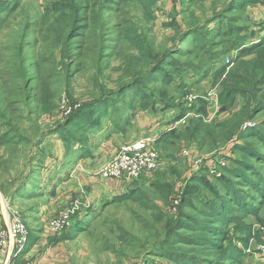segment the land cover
I'll return each instance as SVG.
<instances>
[{
	"label": "rangeland",
	"instance_id": "1",
	"mask_svg": "<svg viewBox=\"0 0 264 264\" xmlns=\"http://www.w3.org/2000/svg\"><path fill=\"white\" fill-rule=\"evenodd\" d=\"M96 1V9L80 10L84 24L104 20L85 50L73 14L56 11L60 0H0V7L13 6L0 10V236L12 223L11 209L20 212L29 235L4 247L0 264L6 257L13 264L54 258L60 264H193L195 257L197 264H213L205 248L175 237L168 243L175 259L155 251L178 209L194 212L182 205L186 189L194 190L190 201L198 209L199 200L217 199L192 179L215 186L231 157L242 156L238 142L257 151L253 164L260 174H249L254 188L236 185L238 197L257 207L242 222L252 225V235L241 264H264V45L240 56L264 38V0L242 10L231 7L234 0H159L154 21L143 18L137 3ZM130 26L138 28L150 60L126 39ZM139 110L137 117H160L157 133L138 135L155 138L159 166L92 205L81 191L82 177L76 182L74 153L119 131L113 121L139 130L125 120ZM255 126L262 138L247 134ZM166 131L171 136L162 141ZM186 150L195 152L189 157ZM127 193L138 200H114ZM67 211L68 223L53 232L51 222ZM230 231L238 235L234 225ZM59 244L62 253L53 250Z\"/></svg>",
	"mask_w": 264,
	"mask_h": 264
},
{
	"label": "trees",
	"instance_id": "2",
	"mask_svg": "<svg viewBox=\"0 0 264 264\" xmlns=\"http://www.w3.org/2000/svg\"><path fill=\"white\" fill-rule=\"evenodd\" d=\"M81 1L82 0H60V2L56 3V11H59L62 15L69 14V12L73 14V24L74 26L76 25L75 28L77 29L76 36L82 38L83 41H85L84 44L80 45V49L83 48L86 50L88 41H92L98 38V36L100 35L104 20H98L93 17L91 18V24H84L82 22L83 17L80 16V10L82 9L91 11L96 9L100 4L97 6L98 2L96 0H85V5L83 6L79 4V2ZM260 1L261 0H234L231 3V7L242 10L245 8H249L250 5L260 6V4L262 3ZM118 2L135 4L137 3L141 8L143 18L147 21H154L158 17L155 6L159 2V0H118ZM9 8L11 9L13 8V6L9 7V4L7 6H1L0 10H8ZM101 11H103L102 8ZM85 19L89 20L90 18ZM176 19L178 20V18ZM169 24L173 25L175 23ZM233 32H235V30ZM70 34H73V36H75L73 31H70ZM235 38L238 39L240 37ZM126 39L136 50H139L141 58L144 57L147 60H150L152 53L147 49L146 43L143 37L139 34L138 28L136 26H130L128 28ZM100 42L98 45V49L102 47V44ZM244 44H246V42ZM263 45L264 38H262L258 45L242 49V53L240 56L247 55L253 48L257 49ZM162 68L163 66L158 67L155 70V73L163 70ZM223 70L224 68L220 69V71ZM228 89L230 90L231 95L234 90H231L230 88ZM142 100L143 101L140 102V107L144 108L147 105L148 101L146 99ZM197 101H199V104H202L204 103L205 99L200 98L199 100L197 99ZM104 106L106 109L105 113L107 112L109 114V108L112 106L110 101L104 102ZM201 108L198 109L199 112L201 111ZM100 110L102 109H99V111ZM139 112L140 110L134 113L133 120L129 117H125V120L127 122L130 121L131 125H134ZM113 123L119 130L116 132L113 131V133H120L125 136L126 133L130 132V126L129 128L128 125L121 127L115 121H113ZM78 124V121H76L75 125L80 126ZM110 132H108L104 136L109 137ZM247 134L249 136H254L257 139L262 138L263 129L255 126L250 129ZM170 136V132L166 131L162 136H160V139L162 141H166L168 138H170ZM244 137L247 136L245 135L243 136V138ZM252 147V144L247 145L239 142L236 144V151L240 152L242 156L231 157V166L223 168L224 173H226L227 176L224 175L223 177L216 178L215 183L217 186L208 185V182L201 181L200 177H194L192 179L194 183H202V185L208 187L209 191H212L211 194L217 195V199L214 201L199 200L200 207L198 209V207L192 201H190L191 197L194 196V190L192 188L186 189V191L182 195V205L192 208L194 212L190 213L183 211L182 209H178L177 216L175 217L176 219L173 218L170 220L165 237L158 244L155 252H159L158 250H163L161 251V256L168 259H175L177 255L176 253L172 252L174 247L168 246L169 239L171 237H175L180 239V242L182 244H194L199 248H205L212 256L213 261L211 262L213 264H241L242 258L246 255V248L248 247V243L252 235V225L246 222H242L248 214H253L255 216L257 214V207L252 203L254 201L253 199L250 202H246L242 198H239L238 194L235 193V191H238V189H236L237 184H247V186L254 188V182L250 178L249 174H252L253 176L260 175L259 173H257V168L253 164L254 158L258 156V153ZM92 149L93 148L82 146L81 151L78 150L76 153H74V155H76L75 161H78L81 158L89 157V155L91 156ZM224 191L226 192V195H223ZM262 197V202H264V193L262 194ZM126 199L138 200V197L136 195L127 193L124 195H119L114 200L123 201ZM233 225L234 230L238 233L236 237H234V235H232V232L230 231V228ZM173 243L175 244V242ZM198 260V257H195L193 264H197L196 262ZM190 262V260L182 259V264H188Z\"/></svg>",
	"mask_w": 264,
	"mask_h": 264
},
{
	"label": "built area",
	"instance_id": "3",
	"mask_svg": "<svg viewBox=\"0 0 264 264\" xmlns=\"http://www.w3.org/2000/svg\"><path fill=\"white\" fill-rule=\"evenodd\" d=\"M190 100H196L191 96ZM155 138L140 137L135 140L124 141L119 144L117 150L110 156L104 166L101 167L100 173L108 178L117 179L127 185L134 181L142 174H148L159 166L158 154L152 147ZM195 150H186L185 155L191 157ZM197 162V158L194 159ZM14 211V212H13ZM12 223L8 227L7 233L0 236V259L4 247L10 246L11 241L23 243L29 239L28 231L23 223L21 214L17 210L11 209ZM69 211L62 213L58 218L51 222V230L58 232L63 225L68 223ZM59 233V232H58ZM5 264L8 263L7 257Z\"/></svg>",
	"mask_w": 264,
	"mask_h": 264
},
{
	"label": "crops",
	"instance_id": "4",
	"mask_svg": "<svg viewBox=\"0 0 264 264\" xmlns=\"http://www.w3.org/2000/svg\"><path fill=\"white\" fill-rule=\"evenodd\" d=\"M159 120L160 117H156L155 115L148 113L142 115L141 113L140 116L136 118L134 125L138 126L139 130L134 129V131H130L129 136H127L128 139L120 133L110 134L109 137L105 139V142H102L103 144L101 143L96 147H92L93 149L91 156L89 155V157L81 158L77 161V165L75 166L76 169L74 170V176L77 178L76 182L78 183V180L82 177V184H79L82 187L81 191H88L87 193L91 195L90 198L93 201V203H91L92 205L97 204L98 206L102 201L110 199L111 196L118 194V192L121 193L126 187L117 179L106 180L103 178V180L101 179L102 177H99L97 174L101 167L106 164L110 156L115 153L119 144L124 141L143 137L146 130L148 131V129L151 132L153 131L154 133H157ZM139 134L143 135L138 136ZM62 146L63 145H60V143H57L56 152L61 153L63 150ZM74 190L76 191L78 189ZM106 202L108 201H105V203ZM60 246L62 245H56L53 250L55 252L58 251L59 253H62L61 251H64V248L63 246L62 248ZM29 254L31 253L28 252V255ZM32 255L34 254H31V256ZM53 260L54 261L49 262L47 259H43L40 263L37 264H42V262L43 264H60L61 262L60 258L58 260L54 258Z\"/></svg>",
	"mask_w": 264,
	"mask_h": 264
}]
</instances>
